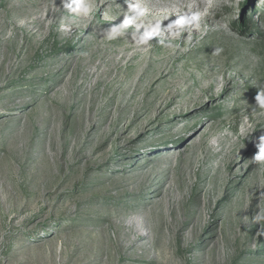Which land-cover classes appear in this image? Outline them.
Masks as SVG:
<instances>
[{
	"label": "rangeland",
	"instance_id": "1",
	"mask_svg": "<svg viewBox=\"0 0 264 264\" xmlns=\"http://www.w3.org/2000/svg\"><path fill=\"white\" fill-rule=\"evenodd\" d=\"M68 2L0 0V264H264V0Z\"/></svg>",
	"mask_w": 264,
	"mask_h": 264
},
{
	"label": "clouds",
	"instance_id": "2",
	"mask_svg": "<svg viewBox=\"0 0 264 264\" xmlns=\"http://www.w3.org/2000/svg\"><path fill=\"white\" fill-rule=\"evenodd\" d=\"M65 7L70 9L72 12L83 14L84 16H89L92 12V6L89 3H86L85 0H70V2L65 4ZM143 13L141 12V15ZM196 17H193L195 19ZM131 21L128 19H125L123 22L124 25L126 26L129 24ZM179 23V21H178ZM157 29H153L155 32ZM117 28H112V33L116 34L117 33ZM111 38V37H110ZM256 99L261 103V105H264V97L260 96L259 94L257 95ZM256 160H262L264 161V143L260 145V149L258 154L255 157Z\"/></svg>",
	"mask_w": 264,
	"mask_h": 264
}]
</instances>
